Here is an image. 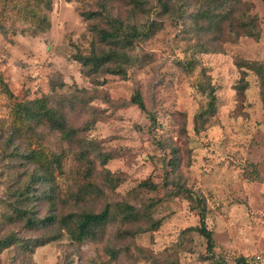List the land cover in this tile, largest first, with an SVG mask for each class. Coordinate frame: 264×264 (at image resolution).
<instances>
[{"label":"rangeland","instance_id":"374dc122","mask_svg":"<svg viewBox=\"0 0 264 264\" xmlns=\"http://www.w3.org/2000/svg\"><path fill=\"white\" fill-rule=\"evenodd\" d=\"M142 1L133 9L127 0H0V238L14 233L29 244L4 250L0 264H238L264 253V0L233 9L254 17L257 37L238 20L211 27L197 15L206 0L169 10ZM105 14L127 31L150 25L125 51L133 59L125 77L87 76L80 63L114 48L100 39ZM135 90L145 112L130 103ZM34 100L65 120L68 138L28 120L21 107ZM52 153L60 169L28 191ZM178 185L204 200L212 253L189 229L198 217ZM21 205L55 220L29 228L12 213ZM106 205L107 221L72 239L69 215ZM122 205L138 217L123 220Z\"/></svg>","mask_w":264,"mask_h":264},{"label":"trees","instance_id":"16d2710c","mask_svg":"<svg viewBox=\"0 0 264 264\" xmlns=\"http://www.w3.org/2000/svg\"><path fill=\"white\" fill-rule=\"evenodd\" d=\"M71 1V0H66ZM133 6V9H137L140 5L144 3L142 0H127ZM185 0H157L158 5H161L163 10H169L173 4L184 3ZM239 0H206L201 5V10L197 12V15L204 16L207 21L210 22L211 27L219 26L222 21H228L229 26H232V22L238 20L237 27L242 29L244 33L248 36L257 37V33L254 32L255 28V19L250 16H236L233 10L237 7ZM102 10H105L104 7ZM217 11V13H215ZM96 12H90L87 14L82 13L81 16H84L85 19H90V17L95 16ZM107 17V14H105ZM107 23L109 28L107 30H101L100 39L102 42H107L111 44L114 48L108 50L107 52H102L100 54H91L89 56L81 57L80 63L82 65L83 71L84 68L87 69V76H92L102 69V72H106L112 75H119L122 77L126 76V70L123 68V64H127L128 67L133 65L132 57L125 52L129 50L133 39H138L143 37L144 39L148 37L149 26L146 28H138L136 26H131L130 31L126 30L124 21L116 17H107ZM48 26V25H47ZM45 26L43 29H45ZM110 29V30H109ZM242 67V66H240ZM244 67L256 71L260 76L262 75V68L256 62H244ZM209 111L214 110V89L209 90ZM130 103L136 106L140 111L145 112V105L142 101L140 93L135 90L130 98ZM45 106L40 103V100H34L31 103V106H22L21 110L27 115L29 121H36L37 123H49V127L59 131L65 138L70 136V130H68L65 120L60 118V115L51 114ZM202 116V115H201ZM153 125H155V118L151 119ZM72 134V133H71ZM50 159L39 165V170L43 173L40 175H35L32 177V181L27 185L28 191L38 182H47L49 183L53 180V170L55 168L60 169L61 159L56 154H50ZM148 182L144 181L139 184V186L147 185ZM53 187V185L51 186ZM176 194L182 193L190 203V208L196 213L198 217V225L190 230H194L200 236H202L206 241V249L209 253H212L215 242L212 236V232L208 230L206 226V216L207 209L204 200L195 194L190 189L178 185L175 190ZM17 198H25L26 195L21 192L16 194ZM54 205V204H52ZM119 215L125 221L137 218V212L130 205H122L120 207ZM13 214L20 219L24 220V225L29 228H36L39 225L48 224L55 220V214L46 216L41 219L33 217L32 211H29L27 205L14 206L12 207ZM30 212V213H29ZM109 206L106 205L103 210L100 212H81L75 216H70V219L74 218L73 228H68L67 232L71 235L72 239L83 240L89 233L93 232L94 229L102 226L109 217ZM76 218V219H75ZM59 222H64V217L59 219ZM160 221L154 222L151 224V230H155L160 226ZM16 243H22V247H28L29 244L26 242L23 243L22 239L17 237L14 233H9L4 237L0 238V254L10 248ZM37 245H40L38 243ZM244 258L238 259V264H246Z\"/></svg>","mask_w":264,"mask_h":264},{"label":"built area","instance_id":"2783aa9c","mask_svg":"<svg viewBox=\"0 0 264 264\" xmlns=\"http://www.w3.org/2000/svg\"><path fill=\"white\" fill-rule=\"evenodd\" d=\"M246 264H264V253H256L246 259Z\"/></svg>","mask_w":264,"mask_h":264},{"label":"crops","instance_id":"0c3cea01","mask_svg":"<svg viewBox=\"0 0 264 264\" xmlns=\"http://www.w3.org/2000/svg\"><path fill=\"white\" fill-rule=\"evenodd\" d=\"M254 255V254H253ZM252 256V255H251ZM250 257V256H249ZM248 258V257H247ZM247 258H244L245 260L247 259Z\"/></svg>","mask_w":264,"mask_h":264}]
</instances>
